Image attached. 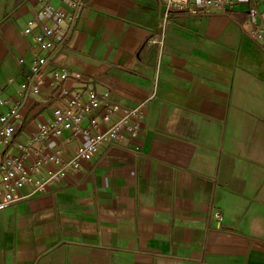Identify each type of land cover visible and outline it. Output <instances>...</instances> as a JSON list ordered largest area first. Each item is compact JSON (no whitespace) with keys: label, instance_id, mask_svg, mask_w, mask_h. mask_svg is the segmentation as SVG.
I'll return each instance as SVG.
<instances>
[{"label":"crops","instance_id":"obj_1","mask_svg":"<svg viewBox=\"0 0 264 264\" xmlns=\"http://www.w3.org/2000/svg\"><path fill=\"white\" fill-rule=\"evenodd\" d=\"M42 7L0 0V116L45 55L25 35ZM163 8L87 0L56 62L82 80L64 86L86 100L109 92L120 106L113 120L141 107L145 136L102 148L44 193L21 189L0 213V264H264V51L246 33L249 6L174 14L162 27ZM51 90L49 81L27 101L17 141L66 104ZM80 143L51 146L67 160Z\"/></svg>","mask_w":264,"mask_h":264},{"label":"built area","instance_id":"obj_2","mask_svg":"<svg viewBox=\"0 0 264 264\" xmlns=\"http://www.w3.org/2000/svg\"><path fill=\"white\" fill-rule=\"evenodd\" d=\"M60 2L67 8L55 4ZM87 0H42L43 7L35 20L29 23L25 35H33L37 48L45 55L33 58L30 75L21 85L23 97L9 112L0 116V145L6 148L0 157V213L16 207L22 198L21 189L28 185L38 193L46 192L61 179L80 170L83 163L95 158L104 147H115L125 142L142 141L144 138L143 111L141 107L128 109L124 115L113 120L120 111L119 105L110 106V93L89 90L87 100L79 91H71L64 84L73 78L82 80V75L71 73L57 62L68 49L67 43L77 28L79 15ZM166 11L162 27L174 14H211L217 11L230 13L241 3L249 6V30L247 35L259 43L264 51V26L258 20L264 18L259 10L261 4L254 0H159ZM38 27V32L34 28ZM162 43V41H160ZM158 43V42H154ZM20 63H25L21 59ZM56 64V66H55ZM50 81V97L65 100L57 105L50 123L42 124L26 142L16 140L17 120L22 118L27 101L33 95H41ZM8 101L0 97V106ZM95 113H99L97 116ZM87 122V124H85ZM109 126L102 130V126ZM66 134L69 136L66 137ZM80 139L81 143L70 159H65L60 150L51 146L54 140L64 144ZM139 152V148L135 149ZM54 167V170H48Z\"/></svg>","mask_w":264,"mask_h":264},{"label":"water","instance_id":"obj_3","mask_svg":"<svg viewBox=\"0 0 264 264\" xmlns=\"http://www.w3.org/2000/svg\"><path fill=\"white\" fill-rule=\"evenodd\" d=\"M166 11V8L164 7L163 10H162V13H164Z\"/></svg>","mask_w":264,"mask_h":264}]
</instances>
